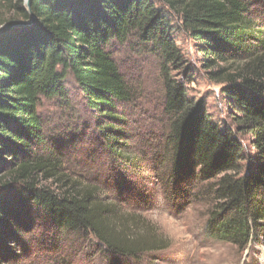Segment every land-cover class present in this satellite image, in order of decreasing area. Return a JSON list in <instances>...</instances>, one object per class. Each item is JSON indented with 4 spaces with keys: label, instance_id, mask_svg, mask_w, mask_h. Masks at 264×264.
<instances>
[{
    "label": "trees",
    "instance_id": "16d2710c",
    "mask_svg": "<svg viewBox=\"0 0 264 264\" xmlns=\"http://www.w3.org/2000/svg\"><path fill=\"white\" fill-rule=\"evenodd\" d=\"M17 21L31 23L0 34V264L13 259L33 214L69 235H92L112 262L166 248L135 234L127 217L117 222L97 186L65 171L40 113L44 100L69 103L74 87L104 150L137 168L124 109L136 93L119 46L160 65L166 126L155 161L167 192L208 185L206 232L215 240L246 250L264 236V0H32L31 10L27 0H0V30ZM177 32L221 85L233 125L212 120L188 94L195 70Z\"/></svg>",
    "mask_w": 264,
    "mask_h": 264
},
{
    "label": "rangeland",
    "instance_id": "374dc122",
    "mask_svg": "<svg viewBox=\"0 0 264 264\" xmlns=\"http://www.w3.org/2000/svg\"><path fill=\"white\" fill-rule=\"evenodd\" d=\"M171 18L174 24L179 23L175 14ZM177 39L195 70L194 81L187 83L188 94L212 120L231 126L221 85L202 69L192 40L181 32H177ZM116 57L136 93L124 109L130 138L126 150L138 159L137 168L120 163L104 150L92 112L74 87L69 103L44 100L40 113L46 133L60 144L65 171L83 184L97 186L99 199L113 206L117 222L127 217L135 223V234H149L161 242L159 246H166L122 264H264V236L252 247L240 250L207 234L212 198L203 189L208 185L193 181L181 185L187 191L184 194L167 192L155 161L166 126L160 65L153 55L138 54L127 46H119ZM172 75L182 78L174 72ZM23 231L20 241L11 244L13 259L3 264H120L103 254L92 235L80 238L61 232L39 215L33 214Z\"/></svg>",
    "mask_w": 264,
    "mask_h": 264
},
{
    "label": "water",
    "instance_id": "95a60500",
    "mask_svg": "<svg viewBox=\"0 0 264 264\" xmlns=\"http://www.w3.org/2000/svg\"><path fill=\"white\" fill-rule=\"evenodd\" d=\"M27 4H28V7L29 9L31 10V6H32V0H27ZM33 14V13H32ZM33 17H35V15L33 14ZM31 22L30 21H27V22H22V21H17V22H14L6 27H4L2 30H0V34L3 33L5 30H8L12 27H16V26H23V25H29Z\"/></svg>",
    "mask_w": 264,
    "mask_h": 264
}]
</instances>
